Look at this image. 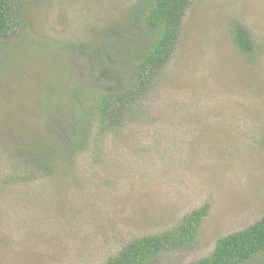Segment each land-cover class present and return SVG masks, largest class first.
<instances>
[{
  "label": "rangeland",
  "instance_id": "rangeland-1",
  "mask_svg": "<svg viewBox=\"0 0 264 264\" xmlns=\"http://www.w3.org/2000/svg\"><path fill=\"white\" fill-rule=\"evenodd\" d=\"M139 1H23L24 29L0 45V264H104L208 204L192 244L148 263L189 264L264 215V0H192L175 54L121 128L99 136L90 126L85 138L76 128L84 144L69 153L73 119L59 108L58 142L36 160L20 155L21 137L25 151L44 142L49 88L96 85L65 43H101L108 57L106 30ZM236 20L257 37L253 58L233 45ZM116 58L114 77L129 66ZM29 165L38 177L7 181ZM243 264H264V250Z\"/></svg>",
  "mask_w": 264,
  "mask_h": 264
},
{
  "label": "trees",
  "instance_id": "trees-1",
  "mask_svg": "<svg viewBox=\"0 0 264 264\" xmlns=\"http://www.w3.org/2000/svg\"><path fill=\"white\" fill-rule=\"evenodd\" d=\"M23 1L0 0V45L24 29ZM191 3L192 0H140L128 11L123 24L106 30L105 36H109L113 46L108 57L101 53V43L67 41L66 47L85 61L91 73L90 80L94 78L96 85L87 79L78 85L75 82L67 84L66 89L49 88L40 99L41 112H38L43 114L41 119L47 124L44 142L33 138L25 151L24 136L21 137L18 143L20 155L36 160V153L41 154L42 145L52 146L58 142L54 128L62 126L59 108L66 110L73 119L68 126L74 129L67 128L72 133L67 138L69 153L81 149L84 144V139L74 131L76 128L82 129L84 138L90 126H96L99 136L121 128L128 112L146 98L175 54L182 35L183 17ZM230 36L235 48L243 55L248 58L257 55V37L244 22L236 20ZM115 55L126 57L129 66L124 74L114 77L110 75L109 62H119ZM39 124L43 125L41 121ZM11 125L15 126L14 123ZM27 167L32 169L28 170L31 171L29 176H25V170H20L6 178L7 181L30 182L29 177L34 179L40 175V167ZM32 171H36L35 175ZM208 208L206 204L190 212L173 229L130 241L104 264H148L162 251L192 244L208 215ZM263 250L264 215L242 230L219 237L211 254L189 264H243Z\"/></svg>",
  "mask_w": 264,
  "mask_h": 264
}]
</instances>
